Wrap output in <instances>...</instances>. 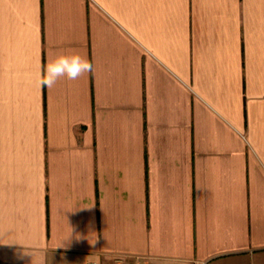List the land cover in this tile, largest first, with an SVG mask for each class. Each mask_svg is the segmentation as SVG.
Instances as JSON below:
<instances>
[{"label":"crops","instance_id":"obj_1","mask_svg":"<svg viewBox=\"0 0 264 264\" xmlns=\"http://www.w3.org/2000/svg\"><path fill=\"white\" fill-rule=\"evenodd\" d=\"M92 263L264 264V0H0V264Z\"/></svg>","mask_w":264,"mask_h":264},{"label":"clouds","instance_id":"obj_2","mask_svg":"<svg viewBox=\"0 0 264 264\" xmlns=\"http://www.w3.org/2000/svg\"><path fill=\"white\" fill-rule=\"evenodd\" d=\"M94 71L93 63L86 57L73 53L71 55L61 54L49 63L41 74L39 84L52 87L61 77L68 80H76L85 73Z\"/></svg>","mask_w":264,"mask_h":264},{"label":"built area","instance_id":"obj_3","mask_svg":"<svg viewBox=\"0 0 264 264\" xmlns=\"http://www.w3.org/2000/svg\"><path fill=\"white\" fill-rule=\"evenodd\" d=\"M92 264H95V263H92Z\"/></svg>","mask_w":264,"mask_h":264}]
</instances>
